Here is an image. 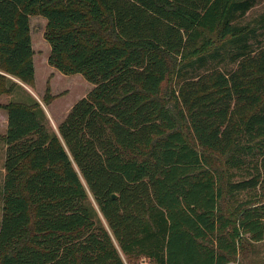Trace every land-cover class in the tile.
<instances>
[{"label":"trees","instance_id":"obj_1","mask_svg":"<svg viewBox=\"0 0 264 264\" xmlns=\"http://www.w3.org/2000/svg\"><path fill=\"white\" fill-rule=\"evenodd\" d=\"M263 2L0 0V71L34 84L42 17L48 64L93 86L58 132L5 107L0 264H232L238 233L264 241Z\"/></svg>","mask_w":264,"mask_h":264},{"label":"rangeland","instance_id":"obj_2","mask_svg":"<svg viewBox=\"0 0 264 264\" xmlns=\"http://www.w3.org/2000/svg\"><path fill=\"white\" fill-rule=\"evenodd\" d=\"M261 9L259 7L256 12ZM35 18L31 21L32 40L36 55L34 84L32 86L27 85L15 76L0 71V74L7 75L9 82L4 83L0 80V113L1 111L7 113L5 107L9 104L18 103L27 107H34L38 104L47 117L49 126L54 132H58V126L65 120L72 107L86 97L93 86L79 74L66 76L48 64L50 46L44 39L45 24L41 17ZM45 99L47 100L46 103ZM5 129L6 127H2L0 118V224L2 220V185L5 174ZM225 210L233 219V232L235 233L237 225L234 221L238 217L236 207ZM237 235L240 242V252L237 261L232 264H264V241L256 243L242 233ZM124 261L129 264L126 259ZM132 262V264H154L145 258L135 259Z\"/></svg>","mask_w":264,"mask_h":264},{"label":"crops","instance_id":"obj_3","mask_svg":"<svg viewBox=\"0 0 264 264\" xmlns=\"http://www.w3.org/2000/svg\"><path fill=\"white\" fill-rule=\"evenodd\" d=\"M35 18V17H34ZM33 17L30 18V27H31V21L34 19ZM42 18V17H41ZM36 19V18H35ZM42 21L43 23L45 24V29H46V26H47V21L42 18ZM32 32V31H31ZM31 39H32V33H31ZM32 45H33V40H32ZM33 50L35 52V49H34V45H33ZM35 57L36 55L34 54L33 56V61H34V65H35ZM49 57V56H48ZM7 76V75H6ZM29 90V89H28ZM30 91V90H29ZM32 92V91H30ZM32 94L34 95V93L32 92ZM35 97V96H34ZM0 118H1V124H2V127H6L5 129V133L7 132V127H8V115L7 113H5L4 111H1L0 113Z\"/></svg>","mask_w":264,"mask_h":264},{"label":"water","instance_id":"obj_4","mask_svg":"<svg viewBox=\"0 0 264 264\" xmlns=\"http://www.w3.org/2000/svg\"><path fill=\"white\" fill-rule=\"evenodd\" d=\"M113 198H116V195H113Z\"/></svg>","mask_w":264,"mask_h":264}]
</instances>
